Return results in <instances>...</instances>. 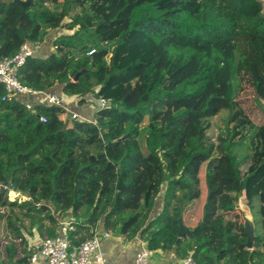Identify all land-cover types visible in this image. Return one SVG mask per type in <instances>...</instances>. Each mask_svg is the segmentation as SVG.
I'll return each instance as SVG.
<instances>
[{
  "label": "trees",
  "instance_id": "1",
  "mask_svg": "<svg viewBox=\"0 0 264 264\" xmlns=\"http://www.w3.org/2000/svg\"><path fill=\"white\" fill-rule=\"evenodd\" d=\"M129 1L111 36L99 0H31L26 9L0 0L1 56L54 31L53 50L18 68L21 84L80 104L97 89L109 103L94 120L73 119L30 95L2 100L0 84V220L9 239L0 263L28 264L37 251L28 237L55 236L70 215L73 244L102 222L198 264H264V123L241 98L250 91L252 109L264 114V25L241 29L218 0ZM222 109L213 141L209 120ZM245 139L249 151L237 160ZM231 177L237 187L226 186ZM241 200L253 225L250 248ZM180 220L189 230L181 237Z\"/></svg>",
  "mask_w": 264,
  "mask_h": 264
},
{
  "label": "built area",
  "instance_id": "2",
  "mask_svg": "<svg viewBox=\"0 0 264 264\" xmlns=\"http://www.w3.org/2000/svg\"><path fill=\"white\" fill-rule=\"evenodd\" d=\"M39 43L25 42L13 56L0 55V84L5 93L2 100L10 99L18 94L36 97V102L46 106H59L71 118L82 119L80 115L71 110L74 103L72 95H59L48 90H33L19 82L18 68L25 58L32 55ZM90 51L89 53H92ZM99 107L109 103L103 98H98ZM26 107H32V102H27ZM45 121L44 117H40ZM107 235V233H105ZM28 264H106L105 252L101 249L97 236L93 233L89 238L79 244H73L66 234V226L62 225L60 232L53 237H46L40 241L39 251L34 252ZM133 264H152L151 250L146 246L140 248L134 256ZM181 264H198L191 254L182 258Z\"/></svg>",
  "mask_w": 264,
  "mask_h": 264
},
{
  "label": "rangeland",
  "instance_id": "3",
  "mask_svg": "<svg viewBox=\"0 0 264 264\" xmlns=\"http://www.w3.org/2000/svg\"><path fill=\"white\" fill-rule=\"evenodd\" d=\"M142 1L148 0H130L129 4L139 3ZM220 3H223L227 8H229L235 15L238 20L239 26L244 30L256 29L261 25H264V0H218ZM97 11L101 14L104 23L105 35H113L117 29L119 21L124 17L126 13V7L124 6V0H99L97 4ZM47 45V42L44 41L41 46ZM51 51L53 50L52 45H50ZM50 51V52H51ZM48 52V53H50ZM47 53V54H48ZM251 92L246 90L241 94V98L245 106L252 110L253 116L258 124L264 123V114L261 113L258 109L253 108L250 100ZM98 97L93 93L88 94V104L92 106L95 110L99 107ZM227 116V110L222 109L220 112L212 117L209 120V128L207 130L210 138L215 141L216 136L218 135L220 129L223 127L225 119ZM263 137H264V126H261ZM249 151V140L245 139L241 142L237 149L234 150V154L239 160L242 156L247 155ZM242 169V166L240 167ZM222 174H226L224 168H221ZM227 187H237V182L234 178H229V180L224 181ZM17 196V193L14 191L8 192V197L10 200H13ZM258 205V202H257ZM240 213H243V216H240V219L245 218V214H249L247 208L244 205V202L241 200L239 202ZM258 229L260 227L258 226ZM8 241V235L4 231V223L0 220V253L3 252V245Z\"/></svg>",
  "mask_w": 264,
  "mask_h": 264
},
{
  "label": "crops",
  "instance_id": "4",
  "mask_svg": "<svg viewBox=\"0 0 264 264\" xmlns=\"http://www.w3.org/2000/svg\"><path fill=\"white\" fill-rule=\"evenodd\" d=\"M59 32H62V30ZM53 36L54 31H52V33L46 38L45 41L47 42V45L41 46L43 43H39L34 51V54L45 55L50 52V45ZM96 91L97 89H95L94 94L97 96ZM33 98L36 99V97ZM72 98L74 99V103L71 105V110L77 112L83 120H94L95 109L88 104V94L85 95V102L82 104L78 102V97L72 96ZM158 206L159 205H157V210ZM71 219L73 218L69 215L68 220L61 221L57 233L60 232L62 225H65L67 230L71 226ZM91 229L90 230L92 231V234L94 233L97 236L101 249L105 252L106 264H133L135 253L143 246H146V243L140 238V236L137 235L131 239H124L115 233L105 230L102 222H97L94 228ZM105 233H107V235H105ZM41 240L42 239L39 237L36 231H34L32 236L28 237L29 245L36 246V252L39 251ZM182 258V252L177 251L174 247L166 251L161 249L151 250L152 264H181ZM1 260L2 261L0 264H6L5 260L2 258Z\"/></svg>",
  "mask_w": 264,
  "mask_h": 264
},
{
  "label": "water",
  "instance_id": "5",
  "mask_svg": "<svg viewBox=\"0 0 264 264\" xmlns=\"http://www.w3.org/2000/svg\"><path fill=\"white\" fill-rule=\"evenodd\" d=\"M14 1L16 3H18L23 9H26L31 3V0H14ZM83 71H84V69H82L79 72H77L74 75L73 80H76L77 77L79 76V74L81 72H83ZM67 122H68V118L65 120L64 125L61 127V129H60L61 131L65 129V126H66ZM122 186H123V183H122V180L120 179L119 182H118L117 188L120 189ZM243 224H244L245 232L247 234L246 244H247V247L250 248L251 245H252V238H253V225H252V222H251V216L249 214H245V218H244ZM188 231L189 230L183 226V224H182V222L180 220L179 229H178V233H177L178 236L181 237Z\"/></svg>",
  "mask_w": 264,
  "mask_h": 264
}]
</instances>
